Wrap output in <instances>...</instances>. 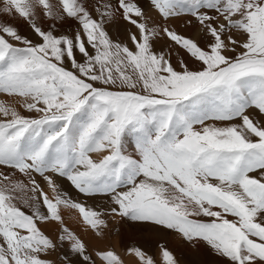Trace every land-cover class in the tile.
<instances>
[{
  "label": "snow or ice",
  "instance_id": "obj_1",
  "mask_svg": "<svg viewBox=\"0 0 264 264\" xmlns=\"http://www.w3.org/2000/svg\"><path fill=\"white\" fill-rule=\"evenodd\" d=\"M2 2L31 35L0 22V264H125L82 235L109 218L264 264V0Z\"/></svg>",
  "mask_w": 264,
  "mask_h": 264
},
{
  "label": "bare ground",
  "instance_id": "obj_2",
  "mask_svg": "<svg viewBox=\"0 0 264 264\" xmlns=\"http://www.w3.org/2000/svg\"><path fill=\"white\" fill-rule=\"evenodd\" d=\"M141 4L143 5L145 12L148 16L154 18L159 22V17L157 14L149 7L147 0H141ZM3 8V2L0 0V9ZM0 22L7 23L13 26H17L22 34L31 35V31L28 25L18 16L9 15L0 11ZM38 24H44L45 21L43 18L37 19ZM122 23L120 21L115 22L110 26V31L113 36V39L117 38V34L115 31H120L119 24ZM178 31L184 32L185 35H192L195 32V29H185L182 27V21L175 20L171 22ZM72 21H65L62 25H60V31H67L70 27H74ZM123 38V37H120ZM166 41L161 40L157 47H160L162 44H165ZM172 63H176V57L173 56ZM2 98V97H0ZM124 149L128 153L134 152V141L131 136H126L124 138ZM18 177H13V179H17ZM79 199V198H77ZM88 205L100 208H106L108 203L104 198H96L89 199L87 201ZM66 218H69V225L74 230L80 232V226L76 224L73 220L70 219V212L65 210L64 213ZM120 223L119 218L116 220H112L109 218V230H105L106 234L102 240L94 239L91 233H82L84 238L89 241L90 244H93L97 247H105V248H114L115 251L122 257L125 264H135V258L127 253V249L132 246H140L149 254H155L158 251L157 243H165L167 247H169L176 258L179 261V264H217V259L214 256L206 255L204 248L203 250L199 248H192L183 240L177 238L175 234L169 232L165 233H157L152 231L147 226L145 227H132L129 223L123 221V224L119 227L117 226V222Z\"/></svg>",
  "mask_w": 264,
  "mask_h": 264
},
{
  "label": "rangeland",
  "instance_id": "obj_3",
  "mask_svg": "<svg viewBox=\"0 0 264 264\" xmlns=\"http://www.w3.org/2000/svg\"><path fill=\"white\" fill-rule=\"evenodd\" d=\"M115 33H116L117 35L119 34V32H118V31H115ZM115 39H116V38H115ZM119 220H120V219H119ZM116 222H117V221H116ZM118 222H119V221H118ZM118 222H117V226H119V227H120V226L123 224V221H122V220H120V223H118ZM199 249L203 250L202 246H200V247H199Z\"/></svg>",
  "mask_w": 264,
  "mask_h": 264
}]
</instances>
